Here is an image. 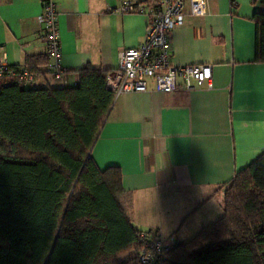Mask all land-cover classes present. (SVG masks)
<instances>
[{"label": "crops", "instance_id": "1", "mask_svg": "<svg viewBox=\"0 0 264 264\" xmlns=\"http://www.w3.org/2000/svg\"><path fill=\"white\" fill-rule=\"evenodd\" d=\"M162 1L134 0L146 12L124 14L120 0H55L65 74L51 80L43 73L30 87H77L88 65L116 70L123 51L143 44L147 11ZM207 9L195 18L188 3L170 44L174 65L213 66V88L116 96L91 152L100 171L121 169L132 226L178 244L223 217L221 186L264 154V64L255 63L254 22L264 5L207 0ZM41 14L42 0L0 2V64L22 67L46 54Z\"/></svg>", "mask_w": 264, "mask_h": 264}, {"label": "trees", "instance_id": "2", "mask_svg": "<svg viewBox=\"0 0 264 264\" xmlns=\"http://www.w3.org/2000/svg\"><path fill=\"white\" fill-rule=\"evenodd\" d=\"M254 22L255 63L264 64V14ZM48 63L28 57L0 77V264H142L144 232L121 203L122 171L91 159L116 100L112 71L88 65L64 89L18 81L43 76ZM220 190L223 217L158 264H264V154Z\"/></svg>", "mask_w": 264, "mask_h": 264}, {"label": "built area", "instance_id": "3", "mask_svg": "<svg viewBox=\"0 0 264 264\" xmlns=\"http://www.w3.org/2000/svg\"><path fill=\"white\" fill-rule=\"evenodd\" d=\"M2 0H0L1 2ZM124 14H144V8L136 7L134 0H120ZM189 3L192 17L206 16L207 0H164L147 11L149 24L145 40L135 49L123 51L119 56V66L112 71L106 82L107 90L121 96L130 93H147L151 90L160 94L178 90L187 92L207 87L213 88V66L193 64L176 66L172 63L170 33L185 23V11ZM37 23L42 32L49 63L44 76L51 80L62 79V46L58 26L55 0H42V14ZM11 67L0 64V77L9 73ZM35 77L25 71L18 79L24 86H30ZM153 84V88H151ZM142 250L139 260L142 264H158L177 246L175 236L163 238L156 233L144 232L140 235Z\"/></svg>", "mask_w": 264, "mask_h": 264}]
</instances>
